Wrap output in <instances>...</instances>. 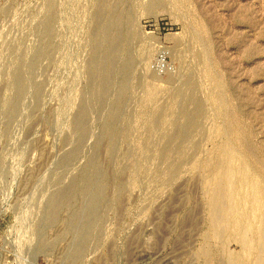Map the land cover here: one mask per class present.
Wrapping results in <instances>:
<instances>
[{"label":"rangeland","instance_id":"obj_1","mask_svg":"<svg viewBox=\"0 0 264 264\" xmlns=\"http://www.w3.org/2000/svg\"><path fill=\"white\" fill-rule=\"evenodd\" d=\"M261 183L264 0H0V264H258Z\"/></svg>","mask_w":264,"mask_h":264},{"label":"bare ground","instance_id":"obj_2","mask_svg":"<svg viewBox=\"0 0 264 264\" xmlns=\"http://www.w3.org/2000/svg\"><path fill=\"white\" fill-rule=\"evenodd\" d=\"M229 153H231V151H229ZM229 153H226V155L227 154H229ZM225 155V154H224ZM230 155L231 154H229V157H230ZM224 158H225V156H224ZM227 158H228V155H227ZM235 158V157H234ZM230 158H228L227 160L228 161H231V159H233V157L229 160ZM223 160V159H222ZM226 159H225V161H227ZM236 160V159H235ZM224 161V162H225ZM227 161V162H228ZM233 161V160H232ZM221 162H223V161H221ZM223 162V163H224ZM235 162V161H234ZM220 163V162H219ZM218 163V164H219ZM229 163H231V162H229ZM236 163H237V161H236ZM235 163V164H236ZM228 164V163H227ZM242 164V163H241ZM240 164V165H241ZM221 165V164H220ZM223 165V164H222ZM226 165V164H225ZM232 165H234V164H232ZM231 165V166H232ZM230 166V167H231ZM235 166V165H234ZM217 167H219L218 165H217ZM221 167V166H220ZM223 167V166H222ZM225 167V166H224ZM236 167V166H235ZM240 167V166H239ZM226 168V167H225ZM225 168H223V169H225ZM219 169V168H218ZM218 169H217V171H218ZM227 169H228V166H227ZM226 169V170H227ZM236 168H232L231 170L233 171V170H235ZM241 169V168H240ZM243 170V169H242ZM242 170H240L242 173H243V171ZM220 171H223L222 169H220ZM225 171V170H224ZM239 171V172H240ZM247 172V174H246V176H245V178H252L251 176H250V173L248 172V170H246ZM237 172V171H236ZM240 172V173H241ZM220 173H222V172H220ZM225 173H227V171L225 172ZM225 173H223V174H225ZM234 173H235V171H234ZM241 173V174H242ZM249 173V174H248ZM235 174H238V173H235ZM216 175H219V172H218V174H216ZM221 175V174H220ZM231 175V174H230ZM244 175H245V173L243 174V177H244ZM225 176L227 177V175L225 174ZM225 176H222L223 178L225 177ZM235 176V175H234ZM233 176V177H234ZM238 176V175H237ZM240 176V178L242 177L241 175H239ZM219 177V176H218ZM225 177V178H226ZM231 177H232V175H231ZM224 178V179H225ZM228 178H230V177H228ZM238 178V177H237ZM240 178H238V180H240ZM219 179V178H218ZM220 179H221V177H220ZM253 180H255V182L257 183V181H256V179H254V178H252ZM228 180V179H227ZM247 180V179H246ZM216 181H218V180H216ZM220 181V180H219ZM222 181H223V179H222ZM221 181V183H223ZM237 181V180H236ZM243 181H244V178H243ZM248 181V180H247ZM261 181V180H260ZM214 182V181H213ZM225 182V181H224ZM230 182V181H229ZM228 182V183H229ZM232 182V181H231ZM240 183L242 182L241 180L239 181ZM244 182H246V181H244ZM248 182H250V181H248ZM254 181H253V183H255ZM258 182H259V180H258ZM226 183V182H225ZM225 183H223V184H225ZM238 183V182H237ZM250 183H252V180H251V182ZM255 183V185H257ZM260 183V182H259ZM212 184V183H211ZM214 184H216V183H214ZM230 184V183H229ZM233 184V183H232ZM231 184V185H232ZM244 184V183H243ZM217 185V184H216ZM216 185H215V187H216ZM230 185V186H231ZM254 185V186H255ZM226 186H228V184L226 185ZM240 186H241V184H240ZM258 186H259V184H258ZM219 187L220 186H218L217 188L218 189H216V190H220V189H224V188H226V187H224V185L222 186V187H224V188H220L219 189ZM232 187V186H231ZM239 187V186H238ZM236 188V187H235ZM210 189V188H209ZM214 189V186L212 187V192L214 191L213 190ZM232 189V188H231ZM251 189H253V187L251 188ZM251 189H250V191H251ZM254 189H255V187H254ZM215 190V191H216ZM228 190H230V188L228 189L227 188V191ZM235 190V189H234ZM239 190V189H238ZM237 190V191H238ZM246 190V189H245ZM244 190V191H245ZM214 191V192H215ZM222 191V190H221ZM227 191H225V193L227 192ZM241 191H243L242 189L240 190V192L239 193H242V194H239V195H237L236 193H235V195H234V192H233V190H231L230 192L228 191V193L226 194V195H228V200L230 199V203L228 202L227 204L228 205H225V207H224V205L222 206L223 207V212H221V213H223L224 214V217H223V214L221 215L222 217H220V219H219V216H217L216 215V213L218 214V211L212 216L213 217V222H214V224H212V225H214L212 228H214L215 229V234H217L218 233V235L220 234V236H222L223 234L225 235V233H224V231H226V228H229L231 225V228H233L234 227V230L236 231V232H238L239 233V241L240 240H242V244L244 245V250H249V249H255L256 248V246H257V243L259 242L260 243V245H261V247H263V256H264V186H262V183H261V185L258 187V189H257V187H256V193H254V191H253V193H249V192H241ZM247 191H249V190H247ZM223 192V191H222ZM222 192H221V194H222ZM213 194H215V195H217V196H215L216 197V199H215V201L214 200H212L213 202V204L215 205L216 203H217V205H216V207H219L218 206V204L220 205L221 204V197H223L225 194L223 193L222 195L220 194V192L218 191V193H213ZM211 196H214V195H211ZM226 198V197H225ZM211 199H213V197L211 198ZM221 201V202H220ZM226 201V200H225ZM224 202V201H223ZM211 203V204H212ZM229 204H230V206H229ZM214 207V206H213ZM215 208V207H214ZM215 209H217V208H215ZM221 209V208H220ZM212 210H213V208H212ZM219 210V209H218ZM220 211V210H219ZM251 218H254V219H256V221H257V223H256V229H257V231H253V233H252V231H251V228L253 227L254 228V223L253 222H251L250 221V219ZM221 219H223V220H221ZM232 219L234 220V223H232ZM224 227V229H222ZM226 227V228H225ZM224 230V231H223ZM213 231V233H214V230H212ZM223 231V232H222ZM223 233V234H222ZM251 233L254 235V238L251 236ZM214 234V235H215ZM223 237V236H222ZM242 245V246H243ZM258 264H264V257H261L260 258V260H259V262H258Z\"/></svg>","mask_w":264,"mask_h":264}]
</instances>
